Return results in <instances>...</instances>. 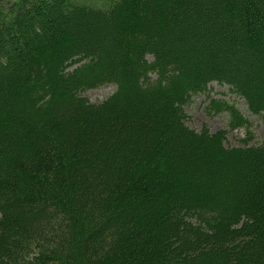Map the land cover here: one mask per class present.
I'll return each mask as SVG.
<instances>
[{
	"label": "trees",
	"instance_id": "16d2710c",
	"mask_svg": "<svg viewBox=\"0 0 264 264\" xmlns=\"http://www.w3.org/2000/svg\"><path fill=\"white\" fill-rule=\"evenodd\" d=\"M8 2L0 264H264V0ZM212 81L258 142L187 123Z\"/></svg>",
	"mask_w": 264,
	"mask_h": 264
},
{
	"label": "rangeland",
	"instance_id": "374dc122",
	"mask_svg": "<svg viewBox=\"0 0 264 264\" xmlns=\"http://www.w3.org/2000/svg\"><path fill=\"white\" fill-rule=\"evenodd\" d=\"M10 0H0V5L8 4ZM96 3H101L102 0H93ZM115 89L113 84H104L97 88L86 90L83 94L92 101H99ZM218 99L227 105H232L234 109L238 110L244 117L250 121L249 131L254 135L253 142H258L261 138L263 125L260 118L256 115H251L247 109L245 100L238 97L229 90L226 84H217L216 81L208 84V89L205 92L195 94L192 96L190 102L186 105L185 109L189 115L187 123L199 130L203 123H206L212 131L228 128L230 121V113L228 110L215 111L209 107L210 99ZM246 136V128L238 127L234 130L228 131L226 139L229 145H241L237 140L239 137Z\"/></svg>",
	"mask_w": 264,
	"mask_h": 264
},
{
	"label": "bare ground",
	"instance_id": "6f19581e",
	"mask_svg": "<svg viewBox=\"0 0 264 264\" xmlns=\"http://www.w3.org/2000/svg\"><path fill=\"white\" fill-rule=\"evenodd\" d=\"M217 84H220V83H217Z\"/></svg>",
	"mask_w": 264,
	"mask_h": 264
}]
</instances>
